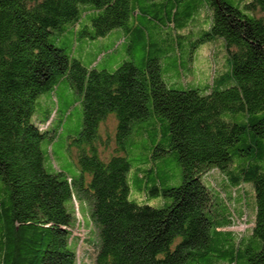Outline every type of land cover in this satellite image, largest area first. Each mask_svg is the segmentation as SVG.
Here are the masks:
<instances>
[{
    "label": "trees",
    "instance_id": "16d2710c",
    "mask_svg": "<svg viewBox=\"0 0 264 264\" xmlns=\"http://www.w3.org/2000/svg\"><path fill=\"white\" fill-rule=\"evenodd\" d=\"M181 3L0 0V264H83L81 255L94 264H264V0H193L194 10L206 7L207 26L178 32ZM183 17L197 20L191 11ZM142 20L159 33L173 27L180 40L202 29L195 42L224 45L229 70L203 90H182L166 84L157 59L111 71L75 58L79 40L89 47L114 30L118 41L142 36ZM61 87L71 97L62 107L53 93ZM47 95L57 111L33 121ZM78 103L82 128L64 137ZM112 114L109 149L100 127ZM160 121L169 140L160 150L174 154L183 181L155 187L171 202L154 207L129 199L127 155L129 138ZM61 139L80 179L53 164ZM215 170L222 184L208 178ZM75 191L96 230L69 207ZM244 217L248 231L225 229Z\"/></svg>",
    "mask_w": 264,
    "mask_h": 264
},
{
    "label": "rangeland",
    "instance_id": "374dc122",
    "mask_svg": "<svg viewBox=\"0 0 264 264\" xmlns=\"http://www.w3.org/2000/svg\"><path fill=\"white\" fill-rule=\"evenodd\" d=\"M182 2L178 16L184 20V24H178V32L182 27L187 28L189 26L188 29H190L192 27L190 25L196 23V26H202L204 23L205 26H207V21L204 22L202 20L203 17H201L207 14L206 7L204 8L201 5L194 10L192 8L193 0H182ZM188 11L193 12L197 20L186 21L183 14ZM142 22L149 26L148 30L145 31L142 36L137 30L128 34L124 40L118 41L120 39V33L114 30L103 39L93 41L89 47H86L85 40L77 41L74 49L75 58L81 60L85 65L96 60L98 61L99 68L107 66L111 71L115 70L125 61H133L137 66L143 68L148 65L150 59H157L161 67V76L166 84L169 87L182 90L189 88L203 90L208 85H212L214 79L220 73L223 74L229 70L230 67L226 59L224 45L214 47V42L204 44L195 42L196 39L200 38L203 34L202 29L195 30L192 40L191 35L180 40L173 31V27L166 28V30L163 29L162 32L159 33L153 28V22H147L145 20H142ZM106 46H114V50L112 52L102 53L103 48L105 49ZM215 51H218V55ZM190 55L192 57H190ZM53 93L54 99L55 101L57 99V103L60 107L67 102L65 100H71V97L67 94L68 91L66 92V87L56 89ZM64 94L65 96L63 98ZM49 98V95L45 96L46 102L38 106L37 112L39 111V115L34 116L33 121L41 117L40 114L48 113L55 106V111H57V103L51 105ZM55 113L56 112H54V114ZM112 116L108 117L100 127L102 137L106 140L109 139V149L116 146L115 123L117 125V120L114 114H112ZM67 117L65 126L66 133L64 137L72 132L78 134L82 128L83 122L82 103L76 104L71 115ZM129 140L132 142L129 154L127 155L131 162L130 171L128 172V183L130 186L129 199L139 204H149L154 207L165 206L171 202V198L165 197L161 193L155 194L153 189L155 187L162 188L163 186L180 185L183 181V170L172 152H162V150H160L162 147H167L169 141L162 127V121L159 122L158 128L149 130V133L146 135H142L139 131H136ZM64 149L63 139L53 144L52 151L55 156L53 164L55 168L65 170L76 180L80 179L82 172L75 154L71 153L69 149ZM51 166L52 164L48 163V167L51 168ZM142 174H144V176H142ZM87 176L89 177L90 175L87 174ZM222 176L221 172L215 170L208 178L216 185L221 182L223 183L221 180ZM204 182L208 184L207 181L204 180ZM245 189H247L248 192L251 191L250 186H245ZM221 193L224 195L226 192L221 189ZM82 196V194L79 195V193L75 191L74 200L71 201L69 207L75 209L76 216L80 221H84L85 225L88 226L90 224L93 230H96L95 225L89 217L90 207L86 203L88 201L84 200ZM92 201L93 199L90 201V206ZM85 206H87L88 209L87 214ZM246 218L247 217H244L243 220L236 222L234 226L225 229L240 232L248 231L252 227V223L246 222ZM77 232L76 230L75 233ZM71 247L76 249L75 242L72 243ZM81 261L83 264H94L91 258H87L84 261V255H81Z\"/></svg>",
    "mask_w": 264,
    "mask_h": 264
}]
</instances>
